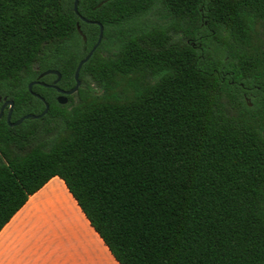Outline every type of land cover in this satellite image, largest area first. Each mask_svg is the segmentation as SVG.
<instances>
[{"label": "trees", "instance_id": "16d2710c", "mask_svg": "<svg viewBox=\"0 0 264 264\" xmlns=\"http://www.w3.org/2000/svg\"><path fill=\"white\" fill-rule=\"evenodd\" d=\"M76 1L0 0L9 122L102 26L0 117V229L57 176L117 264H264V0Z\"/></svg>", "mask_w": 264, "mask_h": 264}, {"label": "crops", "instance_id": "0c3cea01", "mask_svg": "<svg viewBox=\"0 0 264 264\" xmlns=\"http://www.w3.org/2000/svg\"><path fill=\"white\" fill-rule=\"evenodd\" d=\"M0 264H117L53 176L0 229Z\"/></svg>", "mask_w": 264, "mask_h": 264}, {"label": "water", "instance_id": "95a60500", "mask_svg": "<svg viewBox=\"0 0 264 264\" xmlns=\"http://www.w3.org/2000/svg\"><path fill=\"white\" fill-rule=\"evenodd\" d=\"M76 3H77L76 0H72V6H73V10H74L75 13H76ZM79 19L82 20V21H84V22H86V23H94V24H96L98 26V34H97L96 42L92 45V47L85 54V56L78 61L77 65H76V67L74 69V73H73L74 84H73V86L71 88L67 89V90L59 89L55 85L56 82L59 79V73L56 70H54V69H48V70H44V71L40 72L37 77H42V76L47 75V74H53V75H55V78L53 79L52 83H50V84H45V83L40 82L38 80H32V81H30V82L27 83V89H28V91L33 96H35L36 98H38L40 101L43 102V106H44L43 110L39 114H30V113H28V114H25V115L19 117L18 119L14 120L12 122H9V116H10L12 102L10 100H4L3 103H2V105H1V108H0V116H1L2 108L6 106L7 107L6 122L10 126L18 125L24 119H27V118H29V119L38 118V117L42 116L46 112V110H47V103L44 101V99L41 96H39L38 94H36V93H34V92L31 91V89H30L31 85H33V84H40V85H43V86H48V87L54 88L58 92V94L55 97V100L59 104L66 103V101H67L66 95H70V94L74 93L76 91V89L78 88V86H79V80H78V71H79V68L89 58V56L91 55V53L93 52V50L96 48V46L100 42L101 35H102V26L98 22H92V21L86 20V19H84L81 16H79Z\"/></svg>", "mask_w": 264, "mask_h": 264}, {"label": "rangeland", "instance_id": "374dc122", "mask_svg": "<svg viewBox=\"0 0 264 264\" xmlns=\"http://www.w3.org/2000/svg\"><path fill=\"white\" fill-rule=\"evenodd\" d=\"M142 23H163L166 21L164 12L159 8L155 7L151 9V11L144 14L141 18ZM211 48V47H210ZM209 63L212 64V66H219L220 62H222L223 58L219 56V54L215 51H211ZM38 127V126H37Z\"/></svg>", "mask_w": 264, "mask_h": 264}, {"label": "flooded vegetation", "instance_id": "af4514ba", "mask_svg": "<svg viewBox=\"0 0 264 264\" xmlns=\"http://www.w3.org/2000/svg\"><path fill=\"white\" fill-rule=\"evenodd\" d=\"M39 81V80H38ZM52 81H53V79H50V82H48V83H45V84H50V83H52ZM40 82H42V81H40ZM44 83V82H43ZM40 85V84H39ZM43 86V85H42ZM46 87H48V86H46ZM52 88V87H51ZM54 89V88H53ZM55 90V89H54ZM56 91V90H55ZM56 93L58 94V92L56 91ZM56 97V96H55ZM3 101H4V99H0V108H1V105H2V103H3ZM6 114H7V107L5 106V107H3L2 108V111H1V116L0 117H2V116H4L5 117V120H6ZM9 118H10V116H9Z\"/></svg>", "mask_w": 264, "mask_h": 264}]
</instances>
